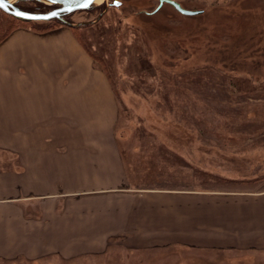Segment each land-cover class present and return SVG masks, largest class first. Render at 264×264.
I'll return each instance as SVG.
<instances>
[{"label":"rangeland","instance_id":"obj_1","mask_svg":"<svg viewBox=\"0 0 264 264\" xmlns=\"http://www.w3.org/2000/svg\"><path fill=\"white\" fill-rule=\"evenodd\" d=\"M176 1L202 13L182 16L166 5L146 16L136 14V10L151 9L157 0H136L132 10L109 11L98 22L85 26L77 27L80 20L92 16L73 14L70 22L76 26L67 25L73 27L94 64L109 75L118 111L109 129L113 135H106L108 126L104 123H87L83 139L69 138V150L79 146L93 151L97 162H92L101 165L107 164L108 158L110 162L113 144L126 185L133 189H173L154 185L161 184V176L184 185L178 190H204L191 178L190 170L168 165L162 168L157 154L164 148L212 176L233 180L261 177L264 0ZM52 24L54 21L25 22L0 11V37L10 28ZM194 107L195 114L205 121L200 140L190 119ZM5 157L3 154L2 159ZM48 162H52L50 158ZM83 168L86 177L87 166ZM105 173L101 171L99 176ZM41 192L36 185L30 188L31 196ZM36 202L30 201V210H23V215L40 218L45 228L27 226V233L16 237L13 248L5 247L6 235L2 241L0 238L5 247L0 250V264H264L261 251L182 246L128 249L122 237L107 236L104 229L91 236L97 218L92 217L88 204L81 205L86 212L81 219L71 217L76 214L73 205L71 221L65 220L58 228L59 212L44 218ZM94 237L101 243L95 250L89 243Z\"/></svg>","mask_w":264,"mask_h":264},{"label":"crops","instance_id":"obj_2","mask_svg":"<svg viewBox=\"0 0 264 264\" xmlns=\"http://www.w3.org/2000/svg\"><path fill=\"white\" fill-rule=\"evenodd\" d=\"M117 111L106 74L73 27L62 24L45 32L18 27L0 42V238L6 235L5 247L13 248L27 226L45 228L40 218L23 215L30 201H38L44 218L59 212L58 228L71 217L81 219L86 214L81 205L88 204L97 218L91 236L104 229L105 235L122 237L128 249L264 252V191L128 188L113 144L110 162L101 165L92 162H97L93 151L69 150V138L83 139L87 123H104L107 135ZM101 171L106 175L99 176ZM35 185L42 192L31 196ZM89 243L93 250L101 244L95 237Z\"/></svg>","mask_w":264,"mask_h":264},{"label":"trees","instance_id":"obj_3","mask_svg":"<svg viewBox=\"0 0 264 264\" xmlns=\"http://www.w3.org/2000/svg\"><path fill=\"white\" fill-rule=\"evenodd\" d=\"M54 21V24L52 25H46V26H42V27H35V26H30L27 28H30L34 31L37 32H45L48 31L56 26H60L63 23L58 21V20H51ZM50 21V22H51ZM12 28H10L9 31H6L5 33H3L0 37V42L12 32ZM78 40L81 42L82 41L78 38ZM83 45V44H82ZM84 48V47H83ZM89 56L92 58V56L90 55V53L88 51H86ZM93 60V58H92ZM94 61V60H93ZM100 69L103 70V68L99 67ZM106 74V72H105ZM107 78H109V75H107ZM162 109V108H161ZM189 110H191V108H188ZM194 112H192V115H190V119L192 120V124L195 127V131H196V139L198 136V139L200 140V133L201 130H205V121L201 118H199L195 113L196 108L194 107ZM203 117H205L203 115ZM158 157H160V161L161 164L163 165L162 168L166 167L167 165L169 167H182V168H186L188 170L191 171V178L194 180V182H196L198 185H200L204 190H217V191H227V192H261L264 191V175L255 179H242V180H233V179H224L222 177H218V176H212L211 174L207 173V172H199L198 170L194 169L193 166L188 165L182 161H180V159H178V157L172 153L171 151L168 152L167 148L161 149L158 152ZM159 176V175H158ZM160 179L158 181H160L159 183L161 184H154L155 186H160V187H165V188H173V189H165V190H177L179 191L178 187L183 188L184 185L180 184V183H174L171 182L168 178H161V176H159ZM192 183V182H191ZM143 184V183H142ZM146 184V183H144ZM145 187V186H143ZM187 187V186H185ZM147 189V188H145ZM163 190V189H161ZM183 191V190H182ZM185 191V190H184Z\"/></svg>","mask_w":264,"mask_h":264},{"label":"flooded vegetation","instance_id":"obj_4","mask_svg":"<svg viewBox=\"0 0 264 264\" xmlns=\"http://www.w3.org/2000/svg\"><path fill=\"white\" fill-rule=\"evenodd\" d=\"M6 1L10 2L13 6L19 8L20 10L30 12V13H48L50 11H53L55 9L60 8V5H45L42 3L35 2V1H16V2H15V0H6ZM99 1H101V2H99ZM99 1L96 0L95 5H93L89 8L78 9V10H75V11H72L69 13H66V11H62V12L58 13V15H59L58 19H51V20H58V21L66 24V25L68 24L71 26H76V24H73L70 22L73 14L78 13L80 15H88V17L92 16L91 19L80 20L78 25H77V27L80 25L85 26V25H88L90 22H93V23L98 22L102 18V16L104 14L108 13L109 11L121 12V10L123 8H128L129 10H132V8H131L132 6L136 7V4H135L136 0H99ZM143 1H145V0H143ZM168 1L169 0H157V3L153 8H151V9L144 8V9L136 10V14L140 13V14H143L146 16H151V15L157 13L161 8H163V6L167 5L168 7L172 8L177 14H180L182 16H195V15H184V14L180 13ZM171 1L178 3L176 0H171ZM178 4L184 10L197 11L198 13L196 15L202 13V10H190V9L183 7L180 3H178ZM24 5H28V7H24ZM29 6H30V8H29ZM41 9H43V11H41ZM64 10H66V9H64ZM1 12L4 13L3 11H1ZM133 12H135V10ZM4 14H6V13H4ZM6 15H8V14H6ZM51 20H49V21H51Z\"/></svg>","mask_w":264,"mask_h":264},{"label":"water","instance_id":"obj_5","mask_svg":"<svg viewBox=\"0 0 264 264\" xmlns=\"http://www.w3.org/2000/svg\"><path fill=\"white\" fill-rule=\"evenodd\" d=\"M16 1H35L45 5H60V8L50 11L48 13H30L22 11L19 8L13 6L10 2L6 0H0V3L3 4V7H0V10L4 13L14 17L16 19L25 21V22H36V21H49L51 19H58V13L66 11V13L78 10L85 9L95 5L96 0H15ZM174 8H176L180 13L184 15H196L197 11L184 10L180 5L174 1H168ZM66 9V10H64ZM24 13L20 16L17 13Z\"/></svg>","mask_w":264,"mask_h":264},{"label":"snow or ice","instance_id":"obj_6","mask_svg":"<svg viewBox=\"0 0 264 264\" xmlns=\"http://www.w3.org/2000/svg\"><path fill=\"white\" fill-rule=\"evenodd\" d=\"M0 7H3V4L2 3H0ZM17 15H20V16H22V15H24V13H17Z\"/></svg>","mask_w":264,"mask_h":264}]
</instances>
